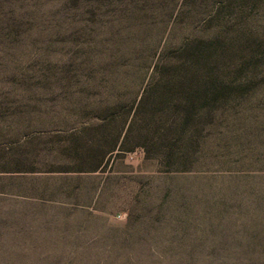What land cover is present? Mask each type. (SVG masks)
<instances>
[{
  "label": "rangeland",
  "instance_id": "rangeland-1",
  "mask_svg": "<svg viewBox=\"0 0 264 264\" xmlns=\"http://www.w3.org/2000/svg\"><path fill=\"white\" fill-rule=\"evenodd\" d=\"M70 1L22 0L16 11L23 36L0 45V74L11 59L37 69L92 57L128 61L121 75L134 83L158 32L170 31L176 42L191 30L229 32L227 39L234 29L264 31V0H230L218 14L212 10L218 0ZM87 10L100 14L91 20ZM88 21L98 25L99 39L90 45L64 39ZM52 96L41 88L23 92L29 103L20 122L30 135L18 150L22 170H0V264H264V165L244 162L264 154L260 91L221 121L212 159L173 171L158 170L140 147L114 153L95 169L76 168L56 137L61 116L77 119ZM20 127L0 123L3 135Z\"/></svg>",
  "mask_w": 264,
  "mask_h": 264
},
{
  "label": "trees",
  "instance_id": "trees-1",
  "mask_svg": "<svg viewBox=\"0 0 264 264\" xmlns=\"http://www.w3.org/2000/svg\"><path fill=\"white\" fill-rule=\"evenodd\" d=\"M229 1L218 0L213 13L218 14ZM21 2L0 0V45H12L23 36V14L16 11ZM87 12L91 20L100 14ZM180 12H172V20L179 19ZM89 22L64 39L92 44L99 39L93 35L99 29L94 30L98 25ZM234 31L227 39L229 32H215L210 37L191 30L176 42L170 41V31L156 33L150 57L137 63L143 72L134 83L121 75L131 65L126 60L95 63L92 57L69 56L57 67L45 62L32 69L11 59L4 66L8 73L0 74V123L21 127L4 135L6 130L0 129V157L4 158L0 170L23 168L18 150L23 137L30 135L23 133L20 122L23 105L29 103H23V92L29 96L38 88L43 95L66 102L77 119L72 122L61 116L58 130L63 133L56 141L78 169L98 168L114 153L136 147L162 171L188 170L206 163L217 153V136H212L220 134L221 121L229 120L246 97H254L257 91L264 95V31L254 27ZM82 51L86 52L84 47L78 50ZM262 142L258 153L264 151ZM250 146L255 148V144ZM261 156L249 161L243 158L245 165H264V154Z\"/></svg>",
  "mask_w": 264,
  "mask_h": 264
}]
</instances>
